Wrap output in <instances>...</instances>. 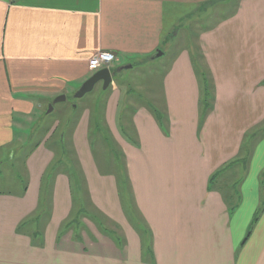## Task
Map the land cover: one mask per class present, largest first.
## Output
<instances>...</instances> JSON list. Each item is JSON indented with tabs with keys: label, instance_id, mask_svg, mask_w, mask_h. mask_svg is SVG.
I'll use <instances>...</instances> for the list:
<instances>
[{
	"label": "crops",
	"instance_id": "1",
	"mask_svg": "<svg viewBox=\"0 0 264 264\" xmlns=\"http://www.w3.org/2000/svg\"><path fill=\"white\" fill-rule=\"evenodd\" d=\"M212 1L0 0V153L21 123L41 119L56 97L75 99L91 75L89 59L100 51L115 56L110 71L121 78L151 68L146 95L162 104L123 97L113 77L103 99H86L75 116L72 147L90 204L119 234L85 218L65 224L73 192L63 173L51 181L47 216L32 222L54 160L46 139L28 155L19 191H0V264H264V0H238L229 15L194 33L193 47L190 31L180 33L199 23L197 11ZM179 36L183 46L156 66L165 57L157 53ZM202 75L210 87L207 110ZM80 100H72L75 110ZM98 115L125 144L135 215L125 189L122 197L124 177L94 162L88 134L92 126L104 131ZM121 131H134L136 140ZM242 159L227 170L239 174L228 186L238 184L236 190H218L211 177Z\"/></svg>",
	"mask_w": 264,
	"mask_h": 264
},
{
	"label": "rangeland",
	"instance_id": "2",
	"mask_svg": "<svg viewBox=\"0 0 264 264\" xmlns=\"http://www.w3.org/2000/svg\"><path fill=\"white\" fill-rule=\"evenodd\" d=\"M237 1L238 0H213L211 3L207 2L201 7V9H199V11H197L196 19L199 21V23H196V21L193 23H187L186 28L182 29L180 34H182V36H186L189 30L190 33H188V36L190 42H192V46L195 47L197 41L195 39L196 36L194 35V33L197 35L200 30L206 29L214 25L218 20L229 15L235 9ZM181 46H183V44L182 39L180 40L179 36L178 41L176 40V42H173L170 49L166 50L173 51ZM165 51L164 53L160 51V53L164 54L165 57H160L156 59V62L159 61L157 62V64H155L156 66H160L164 61H166L170 57L169 55L171 54V51ZM151 70V68L145 67L140 70L134 69L132 71H126L123 73L124 76L122 78L120 77L121 72L118 73L119 71H112V74L114 77H116L115 81L120 86L119 90L122 92L123 97L127 96L128 99H136V101H138L137 98L142 95L145 96L147 99L153 101L154 104H157L160 108H162L160 98L157 97L153 99L152 97L146 95V90L149 89L148 85L151 79L149 72H151ZM96 85V88L94 87L92 92L86 94V96L81 98L79 102V109L75 110V104H72V100L75 103L79 99L75 100L72 99V97H69L64 102L56 104L55 109L53 107V110L50 113H47L49 110V105L47 107H44V113L41 119L33 118L30 120L23 121V123H21L19 127L21 131H16L14 142L10 145V147L3 149L4 152L0 153L1 192L15 193L19 191V186L22 183L21 181H24L26 179L24 166L28 155L31 154L33 148L36 145L44 144L46 139H48L47 146L50 145L51 148H56L58 151V155L62 157V161H66L70 158L72 162H74V164H77L78 167L77 157L72 147V141L74 140L73 135H75L76 131H71V129L75 124L74 122L76 119V114L79 111H82L83 107L86 106L82 105L84 101H86L87 99L89 102L95 103L97 102L98 98L101 99L104 96L102 83H98ZM95 105L96 104H92L94 108ZM70 116H72V119H70ZM100 121V115H98V124L100 125V127H102ZM56 122L60 124L58 131H49L51 129V127L49 126L51 124L54 125ZM102 129L104 131H97V128L95 126H92L91 131H89L88 134V141L92 149L94 162L100 170H105L108 174H116L118 175V177L120 175L124 177V189L127 194L126 198L128 201V205L132 209V212L134 214V209L132 208L134 202L132 200L131 187L128 184L126 177V158L124 151H122V148H125V144L123 145V139L121 138V136L119 138L115 134V131H105L103 127ZM133 132L134 131H121V133H118L124 136L129 134L134 140H136V138H134L135 132ZM130 141L131 140L129 139V142ZM57 142L58 144H56ZM106 160H111V164L109 165L111 172L108 169V164ZM114 163L116 165L115 168L113 165ZM78 171H80L79 167ZM238 177L239 174L237 173V170H234L230 173H227V171H225L224 173H220L218 178L214 180V183L219 185L220 189H218L217 187L218 190L229 193V189H231L230 187L233 186L231 185L230 187H228L229 184H231ZM238 186V184H236L235 187L233 186V191L236 190L235 188ZM82 191L83 194L81 196L84 198L85 201L84 205L86 213H88V216H92L89 219H86V217H82L81 220L85 218L84 220H86L87 224L90 225V222L94 223L92 219L95 220V218H97V222L101 223V225L97 227L99 230H102L103 227H107L108 230L110 229L113 232L117 231V233L119 234L120 231L117 230L115 224L110 223L106 216H104L95 207H92V205L90 207L88 192L84 187H82ZM128 212L130 213V211ZM128 212L127 218H130L131 223L133 225L134 222L138 224V220L135 219L133 222L132 215L129 217ZM137 216L139 217V219H142L139 213L137 214ZM70 230L73 231L74 234L77 233L76 229L71 228Z\"/></svg>",
	"mask_w": 264,
	"mask_h": 264
},
{
	"label": "trees",
	"instance_id": "3",
	"mask_svg": "<svg viewBox=\"0 0 264 264\" xmlns=\"http://www.w3.org/2000/svg\"><path fill=\"white\" fill-rule=\"evenodd\" d=\"M201 82H202V99H201L200 103H201V106L204 108V110H207L210 107V101H211L210 97H209L210 96V87L207 86L206 78L204 75L201 76ZM58 129H59V126L56 128V131H58ZM252 137H255V136H252ZM45 144L47 146V141ZM56 144H58V142ZM47 147L49 148V150H51L53 152L54 160L47 167V169L43 175L42 187H41V192H40L41 199H40V207H39V209L41 211L38 215H36L33 218L32 222L39 224L47 216V213L44 212L43 208L47 207L48 194L50 193V190H51V181L57 174L63 173L69 178L70 188H71V191L73 192L72 193V195H73L72 217L65 224L69 227H72L73 225H78L80 223V220L82 217H88V218L90 217L91 218V216H88L87 215L88 213H86V209H85V205H84L85 201H84V198L81 196L83 194L82 187H84L86 189L85 182L81 176V172L78 171L77 164H74V162H72V160L70 158L66 161H62V157L58 155V151L56 148L55 149L51 148L50 145ZM244 161H245V159H242L240 161H238V160L232 161L231 163L226 165L222 170H219L216 174H214L211 177V181H213V179H215V178L217 179L221 172L224 173L228 169L233 168V166H235L236 164H243ZM123 190H124V186L122 188V197H124ZM43 205H44V207H43ZM90 207H91V204H90ZM128 209H129V207H128ZM129 211H130V213L132 212V210H130V209H129ZM261 211H262L261 208L258 209V211L256 212V214L254 215V217L252 219V223H255L258 221ZM93 221L96 222L97 226L101 225V223H98L97 220H93ZM250 232L251 231H248V235L250 234Z\"/></svg>",
	"mask_w": 264,
	"mask_h": 264
},
{
	"label": "water",
	"instance_id": "4",
	"mask_svg": "<svg viewBox=\"0 0 264 264\" xmlns=\"http://www.w3.org/2000/svg\"><path fill=\"white\" fill-rule=\"evenodd\" d=\"M162 54L160 52L157 53V56H161ZM113 74L112 72L107 69H101L97 72H95L93 75H91L77 90V92L74 94L75 99H81L86 94L92 92L96 84L102 83L103 89H107L108 86L112 83ZM66 100V97L64 95L56 97L53 102L49 105V110L47 113H50L53 109V105L64 102Z\"/></svg>",
	"mask_w": 264,
	"mask_h": 264
},
{
	"label": "built area",
	"instance_id": "5",
	"mask_svg": "<svg viewBox=\"0 0 264 264\" xmlns=\"http://www.w3.org/2000/svg\"><path fill=\"white\" fill-rule=\"evenodd\" d=\"M114 60L115 57L112 53L101 51L97 52L89 59L87 63L88 70L94 72L101 68H108Z\"/></svg>",
	"mask_w": 264,
	"mask_h": 264
}]
</instances>
